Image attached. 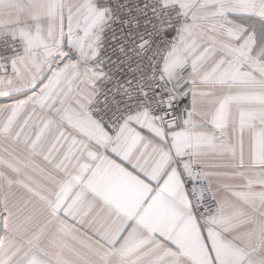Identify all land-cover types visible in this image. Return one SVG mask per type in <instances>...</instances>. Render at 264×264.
<instances>
[{"label":"snow or ice","instance_id":"6c2138e0","mask_svg":"<svg viewBox=\"0 0 264 264\" xmlns=\"http://www.w3.org/2000/svg\"><path fill=\"white\" fill-rule=\"evenodd\" d=\"M0 264H264V0H0Z\"/></svg>","mask_w":264,"mask_h":264}]
</instances>
